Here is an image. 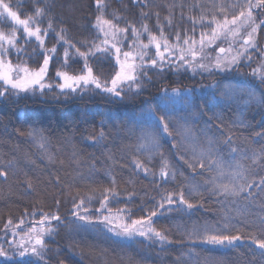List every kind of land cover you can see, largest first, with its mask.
<instances>
[{"label": "snow or ice", "instance_id": "obj_1", "mask_svg": "<svg viewBox=\"0 0 264 264\" xmlns=\"http://www.w3.org/2000/svg\"><path fill=\"white\" fill-rule=\"evenodd\" d=\"M141 2L144 3V0ZM133 3L135 4L136 0H133ZM53 7L54 0H35L31 14L22 19L9 2L0 0V19L10 21L12 25L9 33L0 31V82H3L0 98L19 96L21 93L35 95L37 91L45 94V89L51 90L54 85L49 83L46 77L50 64L54 60L61 63L65 69L56 71L58 80L55 84V87L59 89L58 95L65 97L95 90L108 97L120 99H124L130 92L140 95L144 82L141 78L150 80L149 67L158 68L160 72H163L164 66L169 63L178 49L177 66L183 67L186 71L191 69L196 74V69H199L207 71L209 76L217 73L239 72L242 60H251L249 49L258 48L257 35L264 28V18L257 19L260 13L264 12V0H233L231 3L221 0L219 4L212 0L210 18L207 17L209 11L207 7L193 5V7H200V14L188 17L192 27L183 36L177 32L175 34L177 43L171 46L164 35V27L172 24L174 9L177 7L175 3L167 5V25H161L159 13H156L158 38L147 23H142L141 29H137L131 23L121 27L118 23L119 17H115L116 22L106 18L108 7L106 0H95L97 15L92 26L97 31L96 40L91 43V46H77L67 37L63 29L55 28L54 18L51 17ZM144 7H148L147 3H144ZM179 7L183 9L184 5L180 4ZM217 10L221 15H217ZM181 15L183 17V13ZM142 17H148V13H142ZM45 21L47 25L42 27ZM197 24L201 28L199 41L194 36ZM21 29L22 36H18L17 33ZM129 30H131V39L128 35ZM51 32L56 33L57 44L63 47L62 57L58 56L57 46L46 47V40ZM145 33L147 43L141 40V36ZM221 37L235 41L236 54L230 57L217 55L213 60L208 53L204 52V48L211 47L214 41ZM21 40L22 43H20ZM125 41H129L127 51L123 50ZM33 43L42 54V63L36 69L30 68L27 63L13 64L11 59H8L13 50L17 59L21 56H27L30 59L27 46ZM197 43L199 48L196 47ZM134 46L139 47V51L135 54L131 51ZM81 47H85L86 50H81ZM217 47L220 54L226 51L231 52L233 49L232 44L227 49ZM150 48L155 49L153 56H149ZM137 57L139 65L136 63ZM102 59L114 60V66L107 78L101 74L100 67L94 71V66L98 65ZM70 61H82V67L78 73L70 74L67 70ZM251 75L258 79L261 87H264V65L253 69ZM208 87L213 89L214 96L218 92L221 100L236 101L240 96L246 97L243 100V109H238L236 120L225 121L223 114L215 111V106L195 105L192 90H187L183 94L185 115L177 118L169 110L168 105L172 97H179L182 94L178 89H174L171 94L165 89L161 97L162 104H146L132 122L120 130L129 137H136L137 142L132 146L135 151L130 153L135 172H143L146 177L151 175L152 184L164 186L169 181H176L180 177L181 183L186 185V188L181 187L178 191H164L156 205L148 209L146 216L125 221L121 215L124 210L119 209L118 214L113 215L109 203L111 198L119 195L115 191L117 181L113 176L109 187L104 188L100 193V206L96 209L100 215H87L90 211L88 203L92 196H89L87 201L79 198L78 202L74 197L71 215L75 219L69 223L76 228L80 227L76 221L96 227L102 225L117 238L135 241L137 237H141L150 244L159 243L161 250L164 251V245L171 244L172 241L169 239L167 230L162 231L156 228V221L153 218L172 212L190 217L193 215L194 208L203 206V201L201 200L198 205L193 200V195L202 198L207 194L220 205L221 219L216 224L207 222L203 225L193 224L190 230H183L187 239L193 244L199 241L201 244L219 248H236L238 242L250 241L261 250L260 255L264 259V175L258 171V169L264 170V127L251 134L258 138L253 140V144L259 145L258 148L246 147L239 143L234 131L237 127H250L242 119L244 111L252 105L264 107V91L257 92L245 87L232 89L227 86L222 89L218 83ZM205 117L207 120L204 119ZM113 119L110 115L106 117L102 121L100 132L90 133L85 139L93 146L106 147L105 141L111 133L103 130V124L112 123ZM200 122H203V127L199 128L197 134L194 126ZM21 134L26 135L40 150L42 157L50 163L58 160L57 155L49 151L51 140L44 130L32 127ZM166 137L173 141L172 148L176 150V158L191 169V175H186L182 167L173 163L161 150L160 141ZM154 155L160 156L159 181L150 167ZM144 156H148V160H144ZM225 156L228 157L227 161ZM73 158V162L79 167L76 151H73ZM107 160H114L111 150H107L106 162ZM11 163L10 161L9 165ZM89 170L95 171V164H89ZM8 171V165L0 169V178L6 181ZM78 175L83 180L92 182L91 176L84 177L81 173ZM24 176L27 190L30 191L33 189L32 178L27 172H24ZM56 182H60L59 177L56 178ZM90 190L95 191V189ZM132 195L134 193H130L129 198ZM59 203L57 201V205ZM253 207L259 208L260 211L253 212L251 210ZM51 221L62 222L58 214H45L36 222L42 227L33 225L27 231L20 233L15 229L21 228L23 219L17 224L9 219L4 231L5 236L11 231L13 239L8 240L7 244L9 247L14 246L15 252L9 254L6 248L0 245V258L10 261L16 255L22 258L30 256L34 258V264H48V248L44 237L53 234L55 230L51 226ZM245 229L248 230L245 231ZM18 235L20 239L17 241L15 238ZM175 264H199V253L195 248L189 247L186 253L176 258ZM204 264H223V262L215 258H205Z\"/></svg>", "mask_w": 264, "mask_h": 264}, {"label": "trees", "instance_id": "obj_2", "mask_svg": "<svg viewBox=\"0 0 264 264\" xmlns=\"http://www.w3.org/2000/svg\"><path fill=\"white\" fill-rule=\"evenodd\" d=\"M6 2H9L13 10L18 11L23 19L33 11L35 0H6ZM215 2L219 4L221 0H215ZM224 2L231 3L233 0H224ZM106 3L108 5L106 18L116 22L115 17H119L118 23L121 27L131 23L137 29H141L142 23H147L158 38L156 13H159L161 25H167V5L175 3L177 7L174 9L172 24L164 27V35L171 46L177 43L175 39L177 32L183 36L192 27L188 17L200 14V7H193V5L207 7L209 18L212 14L210 11L212 0H144L148 7H144L141 0H136L135 4L133 0H106ZM180 4L184 5L183 9L179 7ZM144 12L148 13V17H142ZM96 15L95 0H54V7L51 10L55 28L63 29L67 37L77 46H91V43L96 40L97 31L92 26ZM217 15H221L218 10ZM261 18H264V12L260 13L257 19ZM46 25L47 21L42 27ZM11 28L10 21L0 19V31L7 34ZM200 33L201 28L197 24L194 33L197 41H199ZM189 34L192 35V33ZM17 35L22 36V29ZM128 35L131 39V30ZM141 40L144 43L148 42L146 33L141 36ZM128 43L129 41H125L123 50H129ZM179 43L182 45V41ZM256 43L257 49H249L251 60H242L239 72L217 73L213 76H209L207 71L196 69L194 74L191 69L186 71L183 67H178L176 63L179 56L178 49L169 63L164 66L163 72H160L158 68L149 67L150 80L141 78L144 82L140 95L130 92L124 99L108 97L104 93H99L98 90L67 97L58 95L59 89L55 87L58 80L56 71L65 69L55 60L50 64L46 77L47 81L54 85L51 90L45 89V94L37 91L35 95L21 93L19 96L0 98V169L6 165L9 167L7 180L0 178V245H3L9 254L15 252V247H9L7 244L8 240L13 239L11 231L7 233V236L4 231L9 219L14 224L23 219L21 228L15 229L23 233L33 225L42 227L36 222L43 215L58 214L62 222L51 221V226L55 230L53 234L44 237L48 248V264H175L176 258L186 253L189 247L195 248L199 253V264H204L205 258H215L223 264H264V259L260 255L261 250L250 241L238 242L236 248H219L201 244L199 241L193 244L187 239L183 230H190L193 224L203 225L206 222L216 224L221 219L220 205L207 194L202 198L193 195V200L198 205L202 200L203 206L194 208L193 215L190 217L172 212L153 218L156 221V228L162 231L167 230L169 239L172 241L171 244L164 245V251L161 250L159 243L150 244L141 237H137L135 241L117 238L102 225L96 227L76 221V224L80 225L76 228L69 223L75 219L71 215L74 197L78 202L79 198L87 201L88 197L92 196L88 203L90 211L87 215H100L96 212L100 206V193L104 188L109 187L113 176L117 181L115 191L119 195L111 198L109 203L113 215L118 214L119 209L124 210L121 215L125 221L146 216L148 209L156 205L164 191H178L181 187L186 188V185L181 183L180 177L176 181H169L164 186L152 184L151 175L146 177L143 172H135L130 153L135 151L132 146L137 142L136 137H129L120 130L126 128L146 104H162L161 97L165 89L169 94L174 89H178L182 94L179 97H172L168 105L169 110L177 118L185 115L183 94L187 90H192L195 105L215 106V111L222 113L225 121L236 120L238 109H243V100L246 97L240 96L236 101L221 100L219 93L217 92L214 96L213 89L208 85L218 83L222 89L227 86L232 89L245 87L257 92L264 91L258 79L251 75L264 56V28L258 33ZM219 44L225 46L223 42ZM53 46H57L58 56L62 57L63 47L57 44L55 32L49 33L46 40V47ZM27 47L30 59L27 56L17 59L14 50L8 59H11L13 64L27 63L30 68L36 69L42 63V54L34 43ZM196 47L199 48L198 43ZM235 47L233 45V48ZM81 50L86 48L81 47ZM131 51L135 54L139 51V47L134 46ZM204 52L211 57L218 55L217 47L213 44L211 47H205ZM154 53L155 49L150 48L149 56H153ZM136 63L139 65L138 57ZM113 66L114 60L102 59L98 65L94 66V71L100 67L101 74L107 78ZM80 67H82V61H70L67 70L70 74H75L79 72ZM2 87L0 85V88ZM109 115L114 119L112 123L103 124V130L111 133L105 141L106 147L93 146L85 137L93 132L98 134L102 121ZM204 119L207 120V117ZM242 119L250 127H237L234 130L238 142L246 147L258 148L259 145L253 144V140L258 138L251 134L264 127V107L257 105L248 107ZM32 127L44 130L49 136L51 140L49 151L58 157L55 163H50L43 158L33 142L26 135L21 134ZM201 127L203 122L196 124L194 131L198 134ZM118 131H120L119 135H117ZM160 143L164 154L173 163L180 165L186 175H191V169L176 158V150L172 148L173 141L166 137ZM107 150H111L114 160L106 162ZM73 151L77 152L79 167L73 162ZM143 159L148 160V156H144ZM159 160L160 156L154 155L150 165L158 181ZM227 160L228 157L225 156V161ZM10 161L11 165H9ZM89 164H95V171L90 172ZM258 171L264 175V170L258 169ZM24 172L32 178L33 189L30 191L27 190V184L24 182ZM78 173L84 177L91 176L92 182L83 180ZM57 177L60 178L59 183L56 182ZM130 193H134L131 198H129ZM57 201L60 202L59 205ZM251 210L260 211L257 207ZM107 214L105 210V215ZM15 239L18 241L19 235ZM0 264H34V258L30 256L22 258L16 255L10 261L0 258Z\"/></svg>", "mask_w": 264, "mask_h": 264}, {"label": "rangeland", "instance_id": "obj_3", "mask_svg": "<svg viewBox=\"0 0 264 264\" xmlns=\"http://www.w3.org/2000/svg\"><path fill=\"white\" fill-rule=\"evenodd\" d=\"M221 42L225 43V44H224L225 46H221V44H219V43H221ZM230 44L235 45V41H232L231 38H224V37H221L220 39L214 41L213 46H215V47H217V46H221V47H225V48L227 49V48L229 47ZM236 51H237V49H236V47H235V48L232 49L231 52L226 51L224 54H220V53L218 52V47H217V53H218V55H223V56H225V57L234 56V55L236 54ZM215 57H216V56L211 57V58L214 60ZM205 62H207V61H205ZM262 65H264V56H263L262 61L259 63L258 68H260ZM258 68H257V69H258ZM57 79H58V78H57ZM0 85L3 86V82H0Z\"/></svg>", "mask_w": 264, "mask_h": 264}]
</instances>
